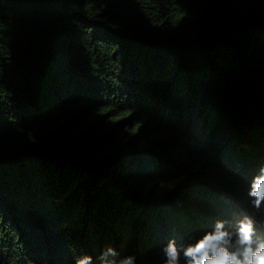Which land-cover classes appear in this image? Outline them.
Listing matches in <instances>:
<instances>
[{
	"label": "trees",
	"instance_id": "trees-1",
	"mask_svg": "<svg viewBox=\"0 0 264 264\" xmlns=\"http://www.w3.org/2000/svg\"><path fill=\"white\" fill-rule=\"evenodd\" d=\"M261 165L264 0H0V264H164Z\"/></svg>",
	"mask_w": 264,
	"mask_h": 264
},
{
	"label": "clouds",
	"instance_id": "clouds-1",
	"mask_svg": "<svg viewBox=\"0 0 264 264\" xmlns=\"http://www.w3.org/2000/svg\"><path fill=\"white\" fill-rule=\"evenodd\" d=\"M247 195L254 209L264 206V165L253 174ZM258 229H264V221L258 223L252 215L237 219L234 228L218 219L210 228L191 235L186 245L170 238L163 247L164 264H264V234ZM115 256V250L109 248L101 253L97 264H135L132 255ZM75 264H92V258L77 257Z\"/></svg>",
	"mask_w": 264,
	"mask_h": 264
}]
</instances>
